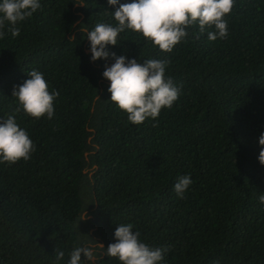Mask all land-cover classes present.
Masks as SVG:
<instances>
[{
  "label": "trees",
  "instance_id": "16d2710c",
  "mask_svg": "<svg viewBox=\"0 0 264 264\" xmlns=\"http://www.w3.org/2000/svg\"><path fill=\"white\" fill-rule=\"evenodd\" d=\"M40 3L18 37L5 28L0 40V121L15 115L36 145L28 161L0 163V264H56L55 249L68 264L74 248L94 245L98 264H121L96 243H115L121 224L168 247L161 264H264V0H236L225 39L197 25L171 53L131 30L108 46L141 63L170 61L179 99L141 125L111 102L103 71L115 61L92 62L79 31L116 25V7ZM31 70L59 92L51 120L15 113L13 89ZM184 175L192 183L181 199Z\"/></svg>",
  "mask_w": 264,
  "mask_h": 264
},
{
  "label": "clouds",
  "instance_id": "9594fccd",
  "mask_svg": "<svg viewBox=\"0 0 264 264\" xmlns=\"http://www.w3.org/2000/svg\"><path fill=\"white\" fill-rule=\"evenodd\" d=\"M235 3L236 0H133L121 4L119 0H108L110 6L116 7L112 12L116 25L97 23L91 31L86 27L80 28V33L86 34L90 41L92 62L107 61L109 58L115 61L111 65L105 64L103 77L110 82L108 91L111 102L127 113L131 123L141 125L148 119H157L163 109L171 108L179 99L180 88L166 77L170 61L148 59L141 63L135 58L129 60L126 56L110 53L108 46H118L120 34L131 30L141 34L162 52L171 53L177 45L187 42L188 29L197 25L201 34L209 30L207 36L210 41L225 39L229 35L227 17L232 14ZM40 8V0H2L0 40L5 38V28L13 38L18 37V24L30 19ZM27 75L30 78L13 89V97L19 103L15 113L23 111L34 119L46 116L51 120L59 92L50 91L40 71L31 70ZM259 144L262 149L259 162L264 165V134H261ZM35 151V143L28 132L18 125L15 115L0 121V163L28 161ZM191 183L190 175L178 178L174 190L181 199ZM258 199L264 204V194L259 195ZM88 218L86 212L84 220ZM139 237V232H133L132 224H121L115 230V243L109 244L107 249L103 244L96 243L104 250V256L117 258L121 264H161L169 248L150 247L142 243ZM94 248H74L68 264H85L82 256L87 264H98ZM55 253L56 264H59L65 253L57 249Z\"/></svg>",
  "mask_w": 264,
  "mask_h": 264
},
{
  "label": "water",
  "instance_id": "95a60500",
  "mask_svg": "<svg viewBox=\"0 0 264 264\" xmlns=\"http://www.w3.org/2000/svg\"><path fill=\"white\" fill-rule=\"evenodd\" d=\"M86 52L88 53L89 51H88V50H86Z\"/></svg>",
  "mask_w": 264,
  "mask_h": 264
},
{
  "label": "rangeland",
  "instance_id": "374dc122",
  "mask_svg": "<svg viewBox=\"0 0 264 264\" xmlns=\"http://www.w3.org/2000/svg\"><path fill=\"white\" fill-rule=\"evenodd\" d=\"M95 246V245H94Z\"/></svg>",
  "mask_w": 264,
  "mask_h": 264
}]
</instances>
